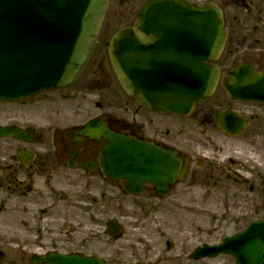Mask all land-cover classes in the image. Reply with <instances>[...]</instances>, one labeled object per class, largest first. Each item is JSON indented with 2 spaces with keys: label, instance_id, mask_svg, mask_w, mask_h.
<instances>
[{
  "label": "flooded vegetation",
  "instance_id": "flooded-vegetation-1",
  "mask_svg": "<svg viewBox=\"0 0 264 264\" xmlns=\"http://www.w3.org/2000/svg\"><path fill=\"white\" fill-rule=\"evenodd\" d=\"M146 1L109 0L97 42L71 85L16 103L15 109L4 112L1 123L4 127H16L21 135L0 139V182L23 198L34 194L33 179L51 181V225L53 229L62 225V230L77 233L76 225L67 224L74 218L65 221L67 208H60L55 215L57 198L66 203L67 197H57L54 184L79 181L81 197L89 200L86 206L74 207L82 222L80 236L76 235L81 250L64 253L96 256L106 264L113 262L109 251L112 255L116 252L114 245L123 233L117 219H104L99 200L116 205L113 210L123 204L141 211L174 213L171 210H182V199L190 204L197 202L196 189L202 185L203 196L221 198L225 209L229 203L222 199L235 184L240 186L236 191L250 196L247 205L253 212H264V148L253 149L250 155L262 160L259 167L253 162L239 163L224 151V143L227 146L230 141L244 140L252 147L264 138V0H181L190 5L203 6L208 2L218 5L226 33L221 55L214 63H207L218 69L216 88L210 98L196 103L187 116L141 107L121 89L109 64L105 43L119 28L135 26ZM163 35L164 58L177 69L185 48L182 32L167 30ZM150 45L157 48V41ZM236 81L241 85L240 99L230 97ZM217 118L221 123L233 124L241 136L231 137L220 131ZM114 136L136 140L174 157L175 176L168 177L167 167L149 170L157 183L141 180L140 184L130 186L134 191H128L125 179L108 175L104 168L107 148ZM261 144L264 146V141ZM237 168L243 175L237 174ZM249 183L252 184L247 187ZM113 223H119L120 229L116 236L110 237L107 226L113 227ZM103 236L112 245L102 244ZM224 238L204 244L216 246ZM63 241L70 242L59 234L52 238L57 245L67 244ZM89 246L97 251L88 253ZM165 246L170 249L172 242L166 240Z\"/></svg>",
  "mask_w": 264,
  "mask_h": 264
},
{
  "label": "water",
  "instance_id": "water-1",
  "mask_svg": "<svg viewBox=\"0 0 264 264\" xmlns=\"http://www.w3.org/2000/svg\"><path fill=\"white\" fill-rule=\"evenodd\" d=\"M107 3L108 0H0V101H17L68 86L95 42ZM139 15L135 29L119 30L107 44L113 71L124 91L140 105L187 115L196 101L213 93L216 85L217 71L204 61L217 60L225 43L220 10L212 3L192 8L169 0H153L142 7ZM149 15L185 16L178 23L185 38L194 35L198 40L199 54H194V61L184 52L183 68L171 69L164 60L150 56L153 51L146 43L152 38L147 32L151 27L165 29L166 22H150L146 20ZM17 133L15 128L0 127V138ZM153 151L135 140L114 136L104 168L108 175L131 183L140 182L142 176L144 181H151L146 172L161 164L174 174L175 160L165 155L155 160ZM132 165L135 176L130 175ZM219 254L233 255L237 264H264V219L252 222L218 247L197 249L193 257L213 258ZM3 257L0 252V262ZM31 262L104 264L94 257L55 253L34 255Z\"/></svg>",
  "mask_w": 264,
  "mask_h": 264
},
{
  "label": "rangeland",
  "instance_id": "rangeland-1",
  "mask_svg": "<svg viewBox=\"0 0 264 264\" xmlns=\"http://www.w3.org/2000/svg\"><path fill=\"white\" fill-rule=\"evenodd\" d=\"M15 105L0 102V125L4 112L15 109ZM217 141L221 143V139ZM263 141L264 138L257 140L252 147L247 146L244 140L230 141L227 146L224 143V151L239 163L253 162L259 167L262 160L251 158L250 155L254 153L253 149L264 148L261 144ZM237 169L239 170L237 174L243 175L244 172ZM33 180L34 194L23 198L5 188V184L0 182V188L3 189H0V250L5 254L1 264H30V255L33 253L81 250L80 238L76 235L80 236L82 222L79 211L74 207L80 208L81 205L89 204V200L81 197L82 184L74 179L57 181L54 184L56 196L67 197L66 203L60 202L57 198L55 215L60 213V208H67L65 211L68 216L65 221H68V217L74 218L67 222L76 225L77 233H73L70 229L62 230V225H57L56 229L51 225V181L39 178ZM250 184L252 183L247 184V187ZM239 187L232 184L230 194L222 199L229 203V207L225 209L219 201L221 198L203 196L204 189L201 187L196 189L199 193V202L190 204L182 199L180 205L179 200L178 204L182 210L180 212L171 210L174 213H164L162 210L141 211L123 204L117 210H113L116 205L109 202L105 204L106 200L105 202L99 200L104 219L115 218L122 226L123 234L114 245L116 252L112 255L109 251L113 260L111 264H235L228 257L196 262L189 259L188 253L204 243L210 244L220 238L232 236L252 221L264 217V212H253L250 209L247 205L250 196L246 194L247 192L236 191ZM126 202L129 203L128 200ZM217 228L218 232L211 235ZM58 234L61 239L70 242L54 244L52 238ZM166 240L172 242V247L167 250ZM102 244L112 245L106 236H103ZM86 251L91 253L97 249L89 246Z\"/></svg>",
  "mask_w": 264,
  "mask_h": 264
},
{
  "label": "bare ground",
  "instance_id": "bare-ground-1",
  "mask_svg": "<svg viewBox=\"0 0 264 264\" xmlns=\"http://www.w3.org/2000/svg\"><path fill=\"white\" fill-rule=\"evenodd\" d=\"M169 253V252H168Z\"/></svg>",
  "mask_w": 264,
  "mask_h": 264
}]
</instances>
